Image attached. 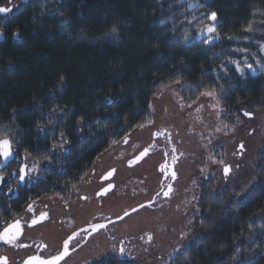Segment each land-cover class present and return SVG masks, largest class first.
Here are the masks:
<instances>
[{"label":"trees","instance_id":"1","mask_svg":"<svg viewBox=\"0 0 264 264\" xmlns=\"http://www.w3.org/2000/svg\"><path fill=\"white\" fill-rule=\"evenodd\" d=\"M199 1L198 13L217 14L221 39L212 43L196 39L207 19L185 20L180 0H14L3 24L10 35L0 43V120L14 111L24 125L25 110L40 107L42 116L32 112L37 129L57 122L75 143L90 146L74 165L81 169L149 121L155 99L171 88L186 102L215 88L229 125L242 109L264 115V71H216L239 47L254 51L264 43V33L245 31L254 18L264 19V0ZM162 83L170 87L161 90ZM254 162L246 191L202 183L200 237L169 264H264V149Z\"/></svg>","mask_w":264,"mask_h":264},{"label":"flooded vegetation","instance_id":"2","mask_svg":"<svg viewBox=\"0 0 264 264\" xmlns=\"http://www.w3.org/2000/svg\"><path fill=\"white\" fill-rule=\"evenodd\" d=\"M19 1L25 3L26 0ZM0 7L11 8L8 13H0V43H3L10 35L3 24L12 17L14 0H0ZM32 112L36 117L37 113L42 116L38 107L35 111L25 110L24 125H19L14 111L6 121L0 120V135H7L13 142V157L8 161L0 157V175L3 176L0 231L17 220L22 229L14 243L0 240V264H25L35 255L50 258L73 232L80 234L76 239L80 236L83 239L74 251L70 247L66 264H169L183 250V235L198 233L196 221L202 183L211 181L216 187V181L213 175H201L194 183L196 202L192 203L188 195L191 183L187 180L192 167L197 165L198 169L202 164L187 144L183 145L169 122L159 124L151 116L152 123L147 121L143 127H131L121 138L99 150L81 169H75L74 165L90 146L75 143L68 129L61 128L57 122L45 130L37 129V118ZM81 146L87 149L81 151L78 149ZM173 147L175 153L171 151ZM145 148L149 149L148 155L129 165ZM74 153L78 154L75 160ZM213 158L210 167H214ZM164 163L176 172L175 180L170 172L159 171ZM34 165L37 166L35 171H29ZM21 166H26L29 172L23 181L18 178ZM113 169V174L103 179ZM108 184L114 186L112 190L98 195ZM168 184L174 189L170 198L164 197L162 192L156 196L162 188L166 190ZM150 200L154 202L148 206ZM140 204L145 207L140 208ZM134 207L138 209L136 213L123 221L118 219L125 211L131 213ZM41 213H47V219L40 220ZM33 219L40 222L32 225ZM96 223L106 227L94 231L91 225ZM148 234L152 237L150 241ZM121 247L125 249L123 254L119 251Z\"/></svg>","mask_w":264,"mask_h":264},{"label":"rangeland","instance_id":"3","mask_svg":"<svg viewBox=\"0 0 264 264\" xmlns=\"http://www.w3.org/2000/svg\"><path fill=\"white\" fill-rule=\"evenodd\" d=\"M208 0H203L207 2ZM180 3L186 7L184 19L190 18L188 22L196 19H207V14L198 13L202 3L199 0H180ZM188 20V19H187ZM212 21H206L210 24ZM217 23V22H216ZM205 25L197 29V40H204L208 35L206 32L200 31ZM251 29L257 32L264 33V19L256 17L251 21ZM248 41H244L247 44ZM258 46V45H257ZM238 49H246L245 51L235 50L236 58L226 59L221 65L224 68L232 69L238 76L243 77L246 74L253 76L260 74L264 71V52L260 51L259 46L250 51L244 46ZM230 60L239 61L241 66L244 65L245 60L252 64V69L245 68L244 74L241 75L235 71V65L230 63ZM256 60H261L260 64L255 63ZM221 65L216 71L224 75L225 71ZM154 104H152L153 119L163 123L164 125L169 122L174 127V131L181 137V141L187 144L188 148L195 154L197 161L202 164L192 167V176L190 175L189 181V198L192 203L195 201V188L194 183L198 181L201 175H213L215 178V189L221 188L228 191L241 189L246 191L253 183L252 170L254 169V157L258 151L264 149V115L253 114L249 110L242 109L240 122L237 120L234 124L229 125L227 122L221 120L217 116L219 109L213 108L212 105L216 103L210 97L200 96L196 103L192 104L191 108L185 107L180 109L177 101V93L175 88L168 89L163 95H160ZM203 105L201 111L197 112L196 109ZM247 111L251 113V118L246 117L243 113ZM227 125V127H224ZM217 128L223 129L217 131ZM243 143L244 148L241 150L239 145ZM212 153V154H211ZM213 158L214 167H210V156ZM223 161V164L218 161ZM208 165V166H207ZM230 166V172L225 177L223 168ZM197 169V170H196ZM195 172V173H194ZM194 207V206H193ZM176 211V210H175ZM180 211V210H179ZM178 211V213H179ZM183 218H181L182 220ZM185 219H183L184 221ZM200 237L199 233L183 235V242L181 248L188 247L192 242Z\"/></svg>","mask_w":264,"mask_h":264},{"label":"snow or ice","instance_id":"4","mask_svg":"<svg viewBox=\"0 0 264 264\" xmlns=\"http://www.w3.org/2000/svg\"><path fill=\"white\" fill-rule=\"evenodd\" d=\"M10 11H11V8L0 7V13H8ZM195 19L196 18L193 17V20H195ZM207 19L212 21V23L205 25L204 28L200 29V31L206 32L208 34L206 36V38H205V43H212L215 40L221 39L219 33L217 32V23H216L217 22V14H216V12L209 13L208 16H207ZM251 30H252L251 29V25H249V27L245 29V31H251ZM112 31H113V33H115V32H117V29L114 27L112 29ZM186 34H187V30H186ZM228 39L229 40H231V39H239V37L230 36V37H228ZM245 39H247V37H245ZM257 43H258V46L260 48V51L264 52V43H260V42H257ZM245 50L246 49H243V50L242 49H237V51H245ZM229 62L236 66L235 67V71L237 73H240L241 75L244 74L245 68H247V69H252L253 68L252 64L248 63L246 60H245L243 66H241L240 62L236 61V60H230ZM255 63L260 64L261 60H256ZM221 67L224 68L223 65H221ZM224 71L227 72L228 69L224 68ZM173 83L180 84L181 81L175 80V81H173ZM167 87H170V84H163L162 83L160 85L161 90L164 89V88H167ZM162 94H163V92L161 91V95ZM199 96L210 97V98H212L213 100L216 101V103L213 104L212 107L216 108V109H219V111L217 112V116H219V112L220 111H223V109L220 108L219 100L217 99V92H216L215 88H213L212 90H207L206 89L205 91L199 93ZM199 96H197V98H196L197 100L199 99ZM177 103H178L180 109L183 110L185 107L191 108L192 104L196 103V101L192 100L191 102H186L184 97H180L178 99ZM149 107L151 108V105H149ZM202 108H203V105H200L199 107H197L196 111L199 112V111L202 110ZM243 115L246 116V117H249V116H251V113L245 111L243 113ZM239 122H240V118L237 117V123H239ZM149 123H152V122L149 121ZM140 127H143V125H140ZM224 127H227V125H225ZM216 130L217 131H222L223 129L217 128ZM161 134L162 133H156L155 135H161ZM169 140H170V136H169ZM124 142L125 143L128 142V137L127 136L124 137ZM239 148L241 150H243V148H244L243 143H241L239 145ZM171 151H172V153H175L176 152V148L173 147ZM148 153H149V149L145 148L133 160L129 161V165H133L135 163H138L139 161L144 159L148 155ZM165 155H167V153ZM0 157H2L4 161H8L10 157H13V142H12V140H10L7 137V135H0ZM172 159H173V163H175L176 157L173 156ZM218 162L223 164L222 160L218 161ZM36 167L37 166L34 165L33 168L31 170H29V171H35ZM114 171H115L114 169L109 171L106 174V176L103 177V179H108V177H110L113 174ZM159 171L161 173H165L166 171H168V172H170L171 178L173 180L176 179V176H177L176 172L174 170H171L167 163L161 164ZM223 171H224L225 177H227V175L230 172V166H227V165L224 166ZM28 174H29V172L26 171V166H21L19 168L18 178H19L20 181H23L25 179V176L28 175ZM13 175H17V174L13 173ZM0 181H3V176L2 175H0ZM113 187L114 186L112 184H108L106 187H103L101 189V192L98 193V195H106L109 191L112 190ZM165 187H166V190H164L162 188L160 192L156 193V196H160L161 192H162L164 197H169L170 198V194L174 191V189H173L171 184H168ZM9 191H11V189H9ZM153 202L154 201L150 200L148 202V206H151ZM139 207L143 208V207H145V205L144 204H140ZM28 211H30V212L33 211L31 205H29ZM137 211H138V209L134 207V208L131 209V213L129 211H125L123 213V216L118 217V219L123 221V219L125 217H130V215L132 213H136ZM43 219H47V213H41L40 220H43ZM38 222H40V221L37 220V219H33L31 223H32V225H35ZM91 227H92V229L94 231H97L99 229L105 228L106 225L103 224V223H96V224H92ZM21 231H22L21 224L17 220L14 223L8 224L6 227H4L3 231H0V240L4 241L5 243L12 244L19 237V235L21 234ZM83 231H84L85 234H87V229H84ZM78 235H80V234L77 233V232H73L72 235L68 236L67 239L63 240L61 248H59L57 250V254L51 256L50 258L46 259V258H42L39 255H35V256L30 257L25 262V264H60L61 261H65V264H66L65 258L68 257L69 254H70V247L74 251L75 248L80 244V240L83 239V236H80V239H76V237ZM148 239H149V241L152 239L150 234H148ZM45 247H47V246L45 245ZM119 251H120V253L123 254L125 252V249L123 247H121L119 249Z\"/></svg>","mask_w":264,"mask_h":264}]
</instances>
